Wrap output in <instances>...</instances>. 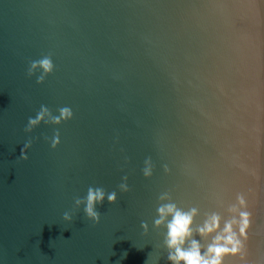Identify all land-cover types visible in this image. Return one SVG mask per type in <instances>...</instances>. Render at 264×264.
I'll use <instances>...</instances> for the list:
<instances>
[{
  "label": "water",
  "instance_id": "obj_1",
  "mask_svg": "<svg viewBox=\"0 0 264 264\" xmlns=\"http://www.w3.org/2000/svg\"><path fill=\"white\" fill-rule=\"evenodd\" d=\"M167 204L264 264V0H0V264H173Z\"/></svg>",
  "mask_w": 264,
  "mask_h": 264
},
{
  "label": "clouds",
  "instance_id": "obj_2",
  "mask_svg": "<svg viewBox=\"0 0 264 264\" xmlns=\"http://www.w3.org/2000/svg\"><path fill=\"white\" fill-rule=\"evenodd\" d=\"M38 65L34 62L32 68L35 69ZM39 66L44 69L46 73H49L53 69V65L50 59L45 58L39 61ZM31 74V73H30ZM41 77V81H42ZM46 111V110H45ZM72 111L69 108H63L60 110V116L64 119L72 118ZM39 119H43V114H40L37 120H29L30 125H35ZM54 122L59 123L60 117L54 118ZM30 130V129H29ZM59 143L58 137L53 141V147ZM22 158L27 160L28 157L22 152ZM145 175L150 176V168L145 169ZM123 190H127L126 185H121ZM167 197H162V199ZM104 192L100 189H89L87 196V206L86 213L89 218L94 220L96 223L100 222V215L95 211V205L97 202H103ZM109 202L114 203L116 201V194L111 193L108 195ZM77 204L80 203L79 200L76 201ZM243 199L241 198V204L243 205ZM160 218L155 220V225L160 227L164 225L167 218L171 216V220L167 221V239L165 241L168 249L169 256L168 259L173 262V264H223V259L225 256L232 254L235 255L239 253L241 248L240 240L238 239L234 229L233 224L236 221H229L224 224L223 232L217 235L215 240L208 247L206 255L201 254V246L195 240L192 241L191 247L187 250L185 249V243L189 240L192 233V226L194 217L197 215V210L195 208L191 209L189 212H183L179 210L174 204H167L161 206L159 209ZM64 218L70 220L71 216L65 213ZM240 234L245 235L246 229L249 226V214L247 212L240 213ZM221 218L218 215L213 214L208 220L205 221L203 227L199 230L201 236H208L213 233L220 232ZM147 229V225H142Z\"/></svg>",
  "mask_w": 264,
  "mask_h": 264
}]
</instances>
